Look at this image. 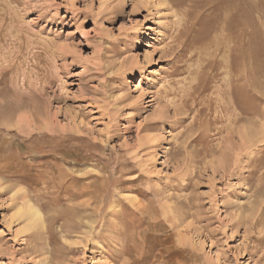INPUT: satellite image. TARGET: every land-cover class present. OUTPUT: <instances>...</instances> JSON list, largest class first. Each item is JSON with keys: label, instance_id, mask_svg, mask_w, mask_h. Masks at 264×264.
<instances>
[{"label": "rangeland", "instance_id": "1", "mask_svg": "<svg viewBox=\"0 0 264 264\" xmlns=\"http://www.w3.org/2000/svg\"><path fill=\"white\" fill-rule=\"evenodd\" d=\"M179 1L0 0V264H264V0Z\"/></svg>", "mask_w": 264, "mask_h": 264}, {"label": "bare ground", "instance_id": "2", "mask_svg": "<svg viewBox=\"0 0 264 264\" xmlns=\"http://www.w3.org/2000/svg\"><path fill=\"white\" fill-rule=\"evenodd\" d=\"M193 1V0H192ZM186 0H181L178 3H176L177 7H191L192 5L190 4H185ZM209 3L208 1H205L204 4ZM189 10L185 12V17L187 20L182 24V28L179 29V35H183L188 31V27L193 24V17L191 15ZM206 30H208V27H206ZM23 203L26 205L21 212L25 213L28 215V224L26 225L25 229L26 231H31L33 230L34 226H37V224H40L42 226L43 224V218L40 214V211L38 210V207L32 203L31 197H29L27 194H24L23 196ZM259 212V211H258ZM258 216V215H257ZM44 226V224H43Z\"/></svg>", "mask_w": 264, "mask_h": 264}]
</instances>
